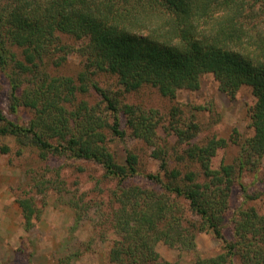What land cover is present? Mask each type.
I'll return each mask as SVG.
<instances>
[{
	"label": "trees",
	"instance_id": "16d2710c",
	"mask_svg": "<svg viewBox=\"0 0 264 264\" xmlns=\"http://www.w3.org/2000/svg\"><path fill=\"white\" fill-rule=\"evenodd\" d=\"M70 51L82 63L76 77L56 72ZM107 72L117 77L116 88L96 80ZM207 73L231 98L242 86L251 88L252 136L191 143L199 125L174 120V113L164 129L175 143L161 141L159 111L119 97L150 86L174 98L181 89H197ZM2 77L10 111L24 107L32 115L19 124L0 110V138L11 137L18 154L30 149L39 161L65 158L59 168L47 165L49 178L31 173V181L57 188L60 170L81 160L103 170L97 187L112 183L110 210L95 223L97 238L112 240L111 264H181L160 259L157 243L196 251L201 232H210L222 251L197 254L189 264H264V213L252 204L264 185L257 193L246 190L231 239L223 233L235 184L243 185V173L264 156V0H0ZM127 131L151 147L158 171L140 172L128 147L123 162L110 150L108 134L123 140ZM229 143L239 147L233 161L214 163ZM140 174L159 188L129 183ZM82 195L69 199L78 220L88 206ZM18 203L29 227L34 200Z\"/></svg>",
	"mask_w": 264,
	"mask_h": 264
},
{
	"label": "rangeland",
	"instance_id": "374dc122",
	"mask_svg": "<svg viewBox=\"0 0 264 264\" xmlns=\"http://www.w3.org/2000/svg\"><path fill=\"white\" fill-rule=\"evenodd\" d=\"M72 44L74 45V42ZM81 69L80 57L70 51L66 61L55 71L76 77ZM95 78L102 86L111 84L113 88L117 87V77L109 72L96 75ZM0 81L2 113L16 123L28 122L31 111L20 107L11 112L8 85L3 77ZM251 93L250 87L242 86L235 97L231 98L220 90L214 76L207 73L201 76L197 89H181L174 98L162 96L157 89L150 86L123 93L119 97L123 102L158 110L163 118L158 128L160 139L173 144L176 137L168 135L164 128L174 113V120L180 119L185 120L186 124L193 122L199 125L200 130L191 143L204 142L212 136L228 140L232 135L240 140L252 136L254 130L248 110L249 103L253 100ZM89 100L95 101L93 96L89 97ZM107 137L110 150L120 162L124 161L128 147L139 157L140 172L158 171V162L151 158V147L146 143L135 139L128 131L123 140L113 138L111 134ZM2 146H8L10 151L2 152ZM238 148L237 145L229 143L226 149L219 153L221 156L215 158L214 163H219L221 159L232 162ZM17 150L14 139L0 138V264H111L107 253L112 240L100 241L95 235V223L105 220L106 213L110 210L108 196L112 183L106 180L99 187L96 183V179L103 173L101 167L75 160L74 168L63 167L60 170V180H63V184L48 190L45 184L31 181L30 174H36L35 177L38 178L44 177L47 174V165L59 168L64 164L65 158L39 161L33 150L28 149L22 154H18ZM259 163V167L253 171L243 173V185L236 183L233 188L223 227L224 236L229 240L232 235L231 221L243 205L246 190L247 193L263 190L264 156ZM79 167L81 169H78ZM129 183L146 188H159L141 174L134 176ZM82 193L81 202L88 206L83 211V217L78 220L76 210L69 199L78 200ZM21 198H33L37 210L29 227L25 226L22 208L18 203ZM252 204L259 213H264V195L255 199ZM155 249L162 260L189 264L197 254L204 257L218 254L222 251V245L210 232H201L196 238V251L179 250L163 242H158Z\"/></svg>",
	"mask_w": 264,
	"mask_h": 264
}]
</instances>
